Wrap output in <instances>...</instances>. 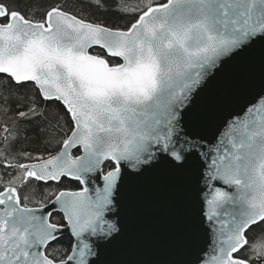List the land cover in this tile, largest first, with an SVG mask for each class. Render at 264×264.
I'll return each instance as SVG.
<instances>
[{"label": "snow or ice", "instance_id": "snow-or-ice-1", "mask_svg": "<svg viewBox=\"0 0 264 264\" xmlns=\"http://www.w3.org/2000/svg\"><path fill=\"white\" fill-rule=\"evenodd\" d=\"M258 43L264 0H0V264H92L124 177L190 158L212 189L194 264H264V95L214 144L194 130L214 75Z\"/></svg>", "mask_w": 264, "mask_h": 264}, {"label": "water", "instance_id": "water-1", "mask_svg": "<svg viewBox=\"0 0 264 264\" xmlns=\"http://www.w3.org/2000/svg\"><path fill=\"white\" fill-rule=\"evenodd\" d=\"M257 94L264 95V44L260 43L214 75L198 98L203 116L194 130L206 145L214 144L232 115L258 102ZM205 180L204 168L193 158L182 169L154 162L142 175L124 177L115 212L108 215L120 231L114 239L93 238L92 264H194L202 249L210 252L213 241L203 215L212 191ZM63 235L71 236L68 231Z\"/></svg>", "mask_w": 264, "mask_h": 264}, {"label": "trees", "instance_id": "trees-1", "mask_svg": "<svg viewBox=\"0 0 264 264\" xmlns=\"http://www.w3.org/2000/svg\"><path fill=\"white\" fill-rule=\"evenodd\" d=\"M97 15L99 16V18L107 20L109 22H116L119 19V17H117L112 11L98 13ZM5 119L6 117L0 115V124H2ZM29 135H31V133H29ZM42 147L43 146L39 141H36V140L24 141L23 139H21L16 145V150L17 151H29L35 154L36 152L41 150ZM0 171H3V170L0 169ZM43 187L44 185L41 184L40 185L41 190H43ZM61 187H67V188L74 189L78 187V185L76 183L66 181L64 185H61ZM59 243L62 246L59 250L60 254H63L65 250L69 252L68 247L70 245V240L68 236L63 235Z\"/></svg>", "mask_w": 264, "mask_h": 264}, {"label": "flooded vegetation", "instance_id": "flooded-vegetation-1", "mask_svg": "<svg viewBox=\"0 0 264 264\" xmlns=\"http://www.w3.org/2000/svg\"><path fill=\"white\" fill-rule=\"evenodd\" d=\"M64 236H68L69 237V240H70V245H69V250H70V248H71V244H72V238H71V236H69V235H64Z\"/></svg>", "mask_w": 264, "mask_h": 264}]
</instances>
